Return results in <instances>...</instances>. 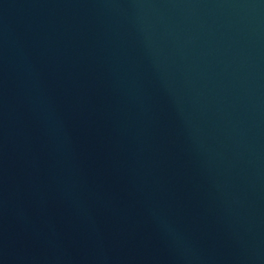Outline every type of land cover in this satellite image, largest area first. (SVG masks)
<instances>
[{
	"label": "water",
	"instance_id": "1",
	"mask_svg": "<svg viewBox=\"0 0 264 264\" xmlns=\"http://www.w3.org/2000/svg\"><path fill=\"white\" fill-rule=\"evenodd\" d=\"M0 264H264V0H0Z\"/></svg>",
	"mask_w": 264,
	"mask_h": 264
}]
</instances>
